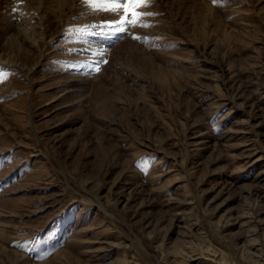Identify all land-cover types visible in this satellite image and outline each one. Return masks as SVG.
Segmentation results:
<instances>
[{
    "label": "rangeland",
    "instance_id": "rangeland-1",
    "mask_svg": "<svg viewBox=\"0 0 264 264\" xmlns=\"http://www.w3.org/2000/svg\"><path fill=\"white\" fill-rule=\"evenodd\" d=\"M97 7L0 0V264H264V0Z\"/></svg>",
    "mask_w": 264,
    "mask_h": 264
},
{
    "label": "snow or ice",
    "instance_id": "snow-or-ice-1",
    "mask_svg": "<svg viewBox=\"0 0 264 264\" xmlns=\"http://www.w3.org/2000/svg\"><path fill=\"white\" fill-rule=\"evenodd\" d=\"M215 3L216 0H213ZM84 3L97 5L94 10L104 11L112 14L115 19L105 23L106 27H111L114 32L126 34L129 28L143 27L149 28L154 25L147 22L148 18L155 16V13L144 11L146 7L150 6L152 0H84ZM141 39V37H133ZM100 63H107L106 60L98 61L91 72H99Z\"/></svg>",
    "mask_w": 264,
    "mask_h": 264
},
{
    "label": "bare ground",
    "instance_id": "bare-ground-1",
    "mask_svg": "<svg viewBox=\"0 0 264 264\" xmlns=\"http://www.w3.org/2000/svg\"><path fill=\"white\" fill-rule=\"evenodd\" d=\"M14 1H15V0H14ZM10 7H11V6H10ZM14 18H15V19H17V18H18V16L14 15Z\"/></svg>",
    "mask_w": 264,
    "mask_h": 264
}]
</instances>
